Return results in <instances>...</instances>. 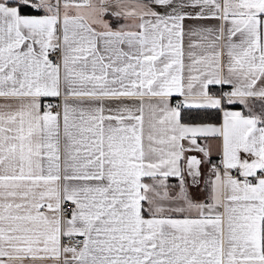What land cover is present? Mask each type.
Returning <instances> with one entry per match:
<instances>
[{"label":"snow or ice","instance_id":"1","mask_svg":"<svg viewBox=\"0 0 264 264\" xmlns=\"http://www.w3.org/2000/svg\"><path fill=\"white\" fill-rule=\"evenodd\" d=\"M0 264H264V0H0Z\"/></svg>","mask_w":264,"mask_h":264}]
</instances>
